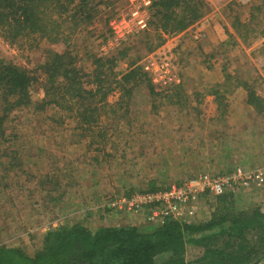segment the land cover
Listing matches in <instances>:
<instances>
[{
  "label": "rangeland",
  "instance_id": "obj_1",
  "mask_svg": "<svg viewBox=\"0 0 264 264\" xmlns=\"http://www.w3.org/2000/svg\"><path fill=\"white\" fill-rule=\"evenodd\" d=\"M205 2L208 10L203 19L181 34L164 36L160 46L150 25L118 49L102 51L110 39L109 21L128 9L127 0H90V22L75 29L71 24L64 27L68 43L11 46L0 33L2 55L27 70L38 69L50 52L72 49L81 58L78 66L90 73L89 54L110 57L127 49L131 58H140V65L149 56L160 58L159 62L169 59L181 80L177 89L183 91L178 93L180 102L171 103L164 97L173 94L175 86L168 92L152 83L163 97L156 98L145 83L136 89L127 115L124 109L105 107L107 159L100 151L104 149L101 143L90 147V139L83 140L81 131L78 134L50 122L47 118L53 111L17 112L8 126L9 142L1 147L17 156L10 165L0 160V246L22 248L34 255L44 233L79 220L93 231L143 226L148 224L144 212L106 210L114 198L147 188L152 181L167 187L202 174L264 167V157L258 158L264 154L259 150L264 148V112L248 104L243 87L248 83L264 100V0ZM236 28L242 36L248 34L247 40ZM128 63L121 61L118 71L125 73ZM42 73L39 69L38 74ZM40 79L32 91L34 102L45 96L44 77ZM119 97L115 92L109 103L116 104ZM241 111L249 113L248 125L230 117ZM244 127L246 133L241 135ZM226 146L231 150L226 151ZM237 196L239 207L264 212V187L240 190ZM214 202V198L203 200L196 220L208 219ZM199 252L188 247L187 257Z\"/></svg>",
  "mask_w": 264,
  "mask_h": 264
},
{
  "label": "trees",
  "instance_id": "obj_2",
  "mask_svg": "<svg viewBox=\"0 0 264 264\" xmlns=\"http://www.w3.org/2000/svg\"><path fill=\"white\" fill-rule=\"evenodd\" d=\"M90 4V0H0L1 37L11 46L19 47L31 42L32 47H37L41 41L68 43L64 27L71 24L75 29L81 23H89L92 19L87 16L91 12L88 10ZM152 10L151 26L155 28L160 46L165 42L164 36L181 34L203 19L208 6L205 0H153ZM236 31L247 40L248 34L242 36L238 28ZM89 57H92L93 67L90 73L78 66L81 58L72 49L61 54L50 52L38 69L27 70L0 51L2 165L14 164L16 160L17 155L12 156L1 147L9 142L8 126L17 112L32 108L42 114L47 109L53 111L47 118L50 122L59 127H70L76 133L81 131L83 140L90 139V147L101 143L104 149L100 151L107 159L110 154L106 152L108 131L103 109H124L127 115L136 89L145 83L152 97H162L155 92L152 80L139 63L140 58H131L127 49L110 57L95 54H89ZM123 60H129V63L126 72L120 73L119 63ZM39 69H42V75L38 74ZM42 76L45 96L42 101L34 102L32 91ZM177 86L173 94H167L164 99L180 102L178 93L183 91ZM244 86L248 104L263 113L264 100L248 83ZM115 92L120 93L119 101L111 105L109 97ZM94 137L98 140H92ZM171 185L159 187L152 181L147 188L134 192H156ZM107 210L116 211L111 207ZM188 247L200 250L198 256L189 259ZM263 261L264 212L259 208L239 207L237 193L232 192L216 198L210 217L203 221L169 219L143 226L101 227L93 231L79 220L44 233L41 248L34 255L22 248L0 246V264H263Z\"/></svg>",
  "mask_w": 264,
  "mask_h": 264
},
{
  "label": "built area",
  "instance_id": "obj_3",
  "mask_svg": "<svg viewBox=\"0 0 264 264\" xmlns=\"http://www.w3.org/2000/svg\"><path fill=\"white\" fill-rule=\"evenodd\" d=\"M128 9L120 11L109 21L110 39L102 51L108 53L118 49L132 36L148 30L153 18V0H127ZM115 43V47L114 44ZM154 59L149 56L142 64L143 70L152 83L160 89H168L181 83L169 59ZM264 187V167L243 169L238 167L222 174H202L172 184L156 192H134L129 196L114 198L111 208L118 212H144L148 222L160 223L165 220L189 222L197 219L201 203L207 198H218L227 192L261 189Z\"/></svg>",
  "mask_w": 264,
  "mask_h": 264
},
{
  "label": "crops",
  "instance_id": "obj_4",
  "mask_svg": "<svg viewBox=\"0 0 264 264\" xmlns=\"http://www.w3.org/2000/svg\"><path fill=\"white\" fill-rule=\"evenodd\" d=\"M235 1H237V0H235ZM238 113H239V115H237L236 113L235 114L234 113H230V117L233 118V119H241V120H243L244 125H248V123L250 122L249 121V117H248L249 116V113L248 112H245V111H241V112H238ZM245 128L246 127L242 128L241 135H244L246 133L245 130H244ZM230 150H231L230 146H226V151H230ZM259 150L263 152L264 151V148L263 147H260ZM261 157H264V154L263 153L258 157L259 160H261ZM260 163H263V162H260Z\"/></svg>",
  "mask_w": 264,
  "mask_h": 264
}]
</instances>
